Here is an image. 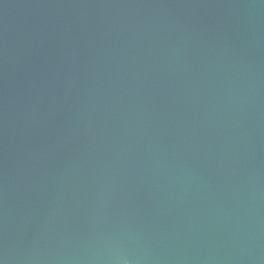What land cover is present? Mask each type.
Wrapping results in <instances>:
<instances>
[{
	"label": "water",
	"instance_id": "obj_1",
	"mask_svg": "<svg viewBox=\"0 0 264 264\" xmlns=\"http://www.w3.org/2000/svg\"><path fill=\"white\" fill-rule=\"evenodd\" d=\"M0 264H264V0H0Z\"/></svg>",
	"mask_w": 264,
	"mask_h": 264
}]
</instances>
